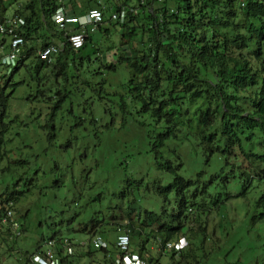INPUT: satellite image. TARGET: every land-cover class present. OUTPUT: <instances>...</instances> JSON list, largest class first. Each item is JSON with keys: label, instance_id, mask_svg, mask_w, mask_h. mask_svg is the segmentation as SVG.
I'll return each mask as SVG.
<instances>
[{"label": "trees", "instance_id": "1", "mask_svg": "<svg viewBox=\"0 0 264 264\" xmlns=\"http://www.w3.org/2000/svg\"><path fill=\"white\" fill-rule=\"evenodd\" d=\"M64 1L27 0L13 12L25 20L24 51L34 52L38 45L43 48L50 43L46 37L59 41L65 32L77 30V26L56 28L51 15L57 8L63 7L65 15L98 8L101 23L107 25L99 24V30L118 26L123 30L119 52L123 53L116 64L124 61L129 75L118 84L119 91L107 92L120 101L118 112L111 114L112 122L101 131L75 135V141L84 146L90 140L94 147L109 146L113 162H118L124 174L119 198L100 216L92 214L78 231L88 232L89 237L104 232L112 235L125 224L129 251H137L149 264H218V247L206 250L204 244L218 237V213L234 200L244 222L235 242L245 238L248 245L243 263L264 264V0H67L70 11ZM6 7L0 1V20ZM120 9L126 11L124 22L112 21L110 14ZM87 44H92L90 34L81 48ZM93 49L97 54L98 49ZM79 50L65 44L55 61L36 60L35 78L60 77L67 62L80 73V64L73 62L82 59ZM109 50L117 56L116 47ZM22 61L21 55L7 78L0 74V80L5 79L0 82L1 117L14 85L22 82H12ZM110 67L115 68L114 64ZM48 68L49 74L41 77ZM8 86L12 89L6 93ZM43 91L44 87L39 91L41 97L48 99ZM68 93L40 124L46 128L48 142L56 137L58 142L71 144L59 130L74 120L67 122V114L55 121L58 110L73 112L72 106L62 109L70 99ZM81 121L86 119H76L70 127L84 126ZM7 126L3 124L2 133ZM13 165H20L18 159ZM148 190L155 200L148 199ZM22 194L14 189L0 195H6L0 220L6 215L4 205H11ZM20 226L24 229L20 224L9 235L16 238ZM179 237L187 241L180 251L160 252L156 258L151 255V247ZM107 243L106 249H94L91 239L85 244L70 242L68 252L56 242L59 264H83L86 258L97 264L111 263L114 256H123L115 242ZM25 264L31 262L27 259Z\"/></svg>", "mask_w": 264, "mask_h": 264}, {"label": "rangeland", "instance_id": "2", "mask_svg": "<svg viewBox=\"0 0 264 264\" xmlns=\"http://www.w3.org/2000/svg\"><path fill=\"white\" fill-rule=\"evenodd\" d=\"M0 1L2 5H7L6 15H12L27 0ZM106 17L108 19L109 14ZM101 27H107L106 23H102ZM102 31L103 29L91 33L92 44L79 50L81 60L74 59L75 65L80 64V73L67 62L68 67L60 77L51 75L38 81L35 78L37 71L29 67H21L12 77V82H22L14 85L15 91L8 99L6 113L3 117L0 115V195L14 189L23 191L20 199L4 207L12 211V218L19 225L23 224L24 229L20 226V234L14 238L9 234L10 229L12 232L15 229L10 223L3 221L4 216L1 217L0 264H25L37 251V247L40 246L43 250V242L53 236L69 238L77 244L90 242L88 232L81 233L78 230L88 223L92 214L98 212L100 216L99 212L119 198L124 174L118 162L112 160V149L109 146L94 147L91 140L87 146L75 141V135L80 132L101 131L112 122L111 114L118 112L120 101L118 96L107 92L119 91L118 84L125 82L129 76L124 61L116 64L119 54L121 56L123 53H119L122 49L120 41L123 30L118 26L115 30L108 28ZM111 46L118 50L116 57L113 56L115 51L109 50ZM95 47L98 49L99 59L94 53ZM104 54L108 61L102 60ZM101 61L108 63L103 67ZM111 64L115 68H111ZM0 74L8 77L7 70L1 66ZM47 74L49 69L43 71L41 77ZM40 83L43 84L42 87H39ZM43 87L48 99L40 95ZM11 89L8 86L6 93ZM65 92H70V99L62 109L72 106L73 112L58 110L55 121L67 114L69 117L64 118L67 122L74 120L59 130L71 144L58 142L60 139L56 137L54 142H48L46 128L40 124L46 118V112L54 107ZM48 103L50 104L47 106ZM76 119H86L81 121L85 127L71 128L70 125H74ZM4 123L8 126L6 132L2 133ZM97 126L100 128L96 129ZM47 130L52 132L51 129ZM4 149L8 151L4 152ZM17 159L20 165H13ZM82 177L86 180L83 181ZM150 185L152 186L151 183ZM79 192H83L82 197H79ZM146 192L149 200L156 199L152 192ZM5 199L6 195L0 196V208L1 201ZM88 200H91L90 204ZM242 218L241 207L234 200L228 202L227 208L218 213V237L215 236L204 244L206 250L218 247V264H244V260L248 258V245L244 242L247 239L235 242L238 230L244 223ZM119 223L123 224L125 221ZM116 234L117 231L112 235L108 232L101 235L114 242ZM150 251L155 258L159 255L158 246L151 247ZM98 257L99 255L96 259ZM162 258L161 262H165L166 259ZM93 260L86 258L83 264H97V260Z\"/></svg>", "mask_w": 264, "mask_h": 264}, {"label": "built area", "instance_id": "3", "mask_svg": "<svg viewBox=\"0 0 264 264\" xmlns=\"http://www.w3.org/2000/svg\"><path fill=\"white\" fill-rule=\"evenodd\" d=\"M136 13V10H132ZM111 19L123 21L125 19V9L111 14ZM53 22L60 28L65 29L67 24H78L82 29L79 32H66L64 34L65 42H60L58 45H47L39 53L42 61H50L51 58L61 51L64 44L67 43L71 48L78 49L83 45L85 33L83 28L90 26L93 30L97 24L102 21V13L99 9H90L83 16L65 15L63 9L58 8L52 15ZM25 25V20L19 16H8L0 22V40L5 38L7 42V49L4 51V45L0 44V63L4 65L9 73L16 65L21 53V47L24 44V38L21 33V28ZM12 211L7 210L3 221L9 219L14 228L18 227L17 222L12 221ZM127 229L121 228L120 234L116 238L115 246L119 252L123 253L122 257L114 256L111 263L102 264H149L142 256L135 252L129 251V238ZM56 242L61 244L68 252H71L70 240L68 238H50L44 243L43 250H37L29 257L31 264H59V257L57 255ZM91 245L94 249H106L108 243L99 235H94ZM186 242L180 239L178 242H165L159 246V251L162 253L168 252L170 249L179 251L183 249Z\"/></svg>", "mask_w": 264, "mask_h": 264}, {"label": "clouds", "instance_id": "4", "mask_svg": "<svg viewBox=\"0 0 264 264\" xmlns=\"http://www.w3.org/2000/svg\"><path fill=\"white\" fill-rule=\"evenodd\" d=\"M60 8V7H59ZM62 9H63V7H61ZM58 9V8H57ZM56 9V10H57ZM91 9H93V8H91ZM95 9H98V8H95ZM55 10V11H56ZM64 10V9H63ZM90 10V9H89ZM88 10V11H89ZM121 10V9H120ZM120 10H118V11H120ZM54 11V12H55ZM118 11H114V12H118ZM132 11V10H131ZM87 12V11H86ZM86 12H84L82 15H76V16H83ZM114 12H112V13H114ZM137 12V11H136ZM102 13V12H101ZM111 13V14H112ZM125 13H126V11H125ZM54 14V13H53ZM52 14V15H53ZM111 14H110V19H111ZM52 15H51V20H52ZM8 16H19V15H16V14H12V15H5L4 17H3V19L4 18H6V17H8ZM19 17H21V16H19ZM23 18V17H22ZM24 19V18H23ZM102 19H103V16H102ZM112 21H118V20H113V19H111ZM125 20V19H124ZM124 20L123 21H118V22H120V23H122V22H124ZM2 20H0V22H1ZM53 21V20H52ZM102 22V21H101ZM99 23V24H102V23ZM55 24V23H54ZM99 24H97L96 25V27L92 30L91 29V27L90 26H86L85 28H83V32L85 33V37H84V41H85V38H86V36L87 35H89V32H91V33H93V32H95L96 30H99L98 29V26H99ZM56 25V24H55ZM69 25H71V27H73V26H77L78 28H77V30H74V31H71V30H69V31H67L68 33H71V32H79V31H81L82 29L80 28V26L78 25V24H67L66 26H69ZM25 26V25H24ZM23 26V27H24ZM57 26V25H56ZM65 26V27H66ZM23 27L21 28V33H22V36H23V32H22V30H23ZM59 28V27H58ZM59 30H63V29H60L59 28ZM66 33V32H65ZM64 33V34H65ZM91 35V34H90ZM24 38V37H23ZM6 41V39L5 38H2L1 40H0V44H3L4 45V51L7 49V42H5ZM60 42H65V37L62 39V40H59V41H56V42H50V43H48V44H46L45 46H47V45H58V43H60ZM24 44H25V39H24ZM24 44H23V46L21 47V53H20V56L21 55H23V52L22 51H24ZM65 44H67V43H65ZM64 44V45H65ZM83 44H84V42H83ZM68 45V44H67ZM44 46V47H45ZM83 46V45H82ZM81 46V47H82ZM43 47V48H44ZM80 47V48H81ZM43 48H40L39 47V53H40V51L43 49ZM80 48H78V50L80 49ZM62 50V49H61ZM59 54V52L56 54V55H58ZM56 55H54L52 58H51V60L50 61H46V62H51V61H53L54 60V57L56 56ZM20 56H19V58H20ZM38 56H39V54H38ZM97 56H98V52H97ZM18 58V59H19ZM39 59H40V57H39ZM40 61H42L41 59H40ZM42 62H44V61H42ZM45 63V62H44ZM17 64V63H16ZM0 66L1 67H4L5 69H6V67L4 66V65H2L1 63H0ZM14 68V67H13ZM13 68H12V70H13ZM7 70V69H6ZM11 70V71H12ZM11 71L8 73V76H9V74L11 73ZM4 75V74H3ZM5 78H7V77H5ZM7 211V210H6ZM12 219V218H11ZM12 221H15L14 219H12ZM8 223H10L11 225H12V222H11V220L9 219L8 221H7ZM16 222V221H15ZM18 224V223H17ZM18 226H19V224H18ZM13 227V226H12ZM14 228V227H13ZM121 228H124V229H127L128 231H129V228L127 227V226H125V224H123V225H121V226H119V228L117 229L118 231H117V234H116V236H115V239H114V242H116V238H117V236L120 234V229ZM15 229V228H14ZM17 234H18V232H17ZM94 235H99V236H101L106 242H110L109 240H107V239H105L102 235H100V234H93L92 235V237H91V242H92V239H93V237H94ZM52 238V237H51ZM50 239V238H49ZM55 239H57V240H59L60 238H55ZM69 239V238H68ZM180 239H183L186 243H187V241L185 240V238L184 237H179L178 238V240L177 241H167V242H178ZM48 240V239H47ZM46 240V241H47ZM71 242H73L71 239H69ZM45 241V242H46ZM186 246V245H185ZM171 250H173V251H176V250H174V249H170L169 251H171ZM158 251H159V247H158ZM180 251V250H179ZM130 252H135V253H137V254H139L137 251H130ZM161 251H159V253H160ZM140 255V254H139ZM140 256H142V255H140Z\"/></svg>", "mask_w": 264, "mask_h": 264}, {"label": "crops", "instance_id": "5", "mask_svg": "<svg viewBox=\"0 0 264 264\" xmlns=\"http://www.w3.org/2000/svg\"><path fill=\"white\" fill-rule=\"evenodd\" d=\"M64 2L67 3V0H65ZM63 6H64V8L66 9V11H70V10L72 9V7L69 6V3H67L66 5H63ZM80 14H81V13H80ZM55 26H56V25H55ZM70 27H71V25H69V28H70ZM56 28L59 29L58 26H56ZM89 34H91V32H89ZM51 40H52L53 42H56V41H57V38H52V39L49 38V37H46V38H45V41H46V42H52ZM28 43H29V44L31 43V39L28 40ZM31 51H32V50H31ZM31 51H30V52H28V51H23V55H22L23 66H22V67H23V68H24V67L34 68V69L37 70L38 68L35 67V63H36V60H40V59H39V56H38V54H39V48L37 49V47H36V49H35L34 52H31ZM105 55H106V54H104L102 60H104V61H108V58H107ZM36 56H37L38 58H35ZM54 61H55V59H54ZM100 63H102V65L104 64V62H102V61H101ZM100 63H99V64H100ZM42 67H43V66H42ZM103 67H104V66H103ZM49 68H52V67L49 66ZM49 68H48V69H49ZM48 69H46V70H48ZM54 69H55V68H54Z\"/></svg>", "mask_w": 264, "mask_h": 264}, {"label": "bare ground", "instance_id": "6", "mask_svg": "<svg viewBox=\"0 0 264 264\" xmlns=\"http://www.w3.org/2000/svg\"><path fill=\"white\" fill-rule=\"evenodd\" d=\"M55 237H56V235H55ZM59 237V236H58ZM53 238H54V236H53Z\"/></svg>", "mask_w": 264, "mask_h": 264}]
</instances>
